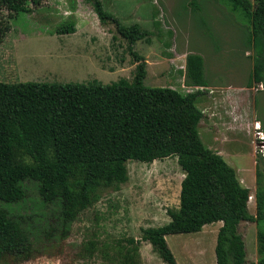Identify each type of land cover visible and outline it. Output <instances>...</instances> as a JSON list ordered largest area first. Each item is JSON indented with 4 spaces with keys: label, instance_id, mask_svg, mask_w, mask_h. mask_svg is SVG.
<instances>
[{
    "label": "trees",
    "instance_id": "1",
    "mask_svg": "<svg viewBox=\"0 0 264 264\" xmlns=\"http://www.w3.org/2000/svg\"><path fill=\"white\" fill-rule=\"evenodd\" d=\"M98 24L123 43L130 54V78L110 83L0 81V262L20 261L37 252L28 216L19 212L26 199L24 182L34 185L38 202L52 218L47 240L64 239L79 214L106 189L127 179L125 162L149 163L169 156L182 172L177 205L168 220L139 228L137 238L110 243L81 242L85 256L99 254L108 264H140L139 244L146 242L164 264H176L165 236L199 231L220 222L215 234L214 264H244L240 221L255 227V264H264V184L255 162L254 212L247 209L249 189L234 169L199 139L202 112L195 99L207 86L203 58L184 55L183 84L191 91L143 84L145 60L132 45L152 34L137 23L124 25L100 0H84ZM248 25L251 71L246 86L264 78V0H221ZM38 0H0V9L28 11ZM196 6V3H194ZM154 13H152V16ZM157 26V22L152 20ZM6 26L0 21V41ZM68 16L54 27L72 33ZM13 208V209H12Z\"/></svg>",
    "mask_w": 264,
    "mask_h": 264
},
{
    "label": "rangeland",
    "instance_id": "2",
    "mask_svg": "<svg viewBox=\"0 0 264 264\" xmlns=\"http://www.w3.org/2000/svg\"><path fill=\"white\" fill-rule=\"evenodd\" d=\"M100 1L122 24L137 23L152 32L132 45L147 63L142 81L145 86L169 84L180 92L191 91L194 88L183 84L184 55L195 52L202 56L207 91L213 90L201 96L204 116L197 133L205 146L210 137L213 148L226 151L220 155L234 169L241 185L249 189L247 209L253 214L255 162L264 184V78L259 84L252 83L253 90L244 88L252 55L247 46V22L221 0ZM27 6L28 11L21 13L0 9V21L6 26L0 41V81L87 83L94 80L105 84L119 77L130 78L134 66L130 54L123 43L113 41L110 31L98 24L89 3L38 0ZM68 16L74 20V31L56 34L54 27ZM170 55L174 59L169 60ZM171 62L180 70L178 75L174 69L169 70ZM238 87L247 90L248 95L237 94ZM244 98L250 100L246 113L257 124L238 123L245 132L232 134L233 139L229 140V125L224 117L230 111L238 119L241 106L246 103ZM258 131L262 140L257 138ZM209 133L215 139L206 135ZM125 166L126 181L116 189L104 190L79 214L64 239L47 240L52 218L38 202L33 183L24 182L27 197L19 205V212L28 216V228L33 233L32 243L37 252L24 260H6L0 264H108L98 253L85 256L81 242L89 238L98 243L137 238L139 228L166 222L165 210L177 205L182 178L176 158L169 156L149 163L127 160ZM219 225L216 221L204 224L196 232L165 236L176 264H214L213 246ZM237 232L244 243V264H255L254 223L240 221ZM139 256L140 264H164L146 242H140Z\"/></svg>",
    "mask_w": 264,
    "mask_h": 264
},
{
    "label": "crops",
    "instance_id": "3",
    "mask_svg": "<svg viewBox=\"0 0 264 264\" xmlns=\"http://www.w3.org/2000/svg\"><path fill=\"white\" fill-rule=\"evenodd\" d=\"M169 60H172V59H174L173 57H171V55H170V57L168 58ZM145 60V59H144ZM146 62V61H145ZM145 65H147V63H145ZM176 63L174 62V63H170L169 65H168V68H169V70H172V69H174V72H175V74H179L180 73V70H178L177 68H176ZM177 70H176V69ZM253 84H256V83H253ZM245 86H246V84H245ZM167 87H170V88H174L172 85H167ZM186 87H188V86H186ZM252 87L253 86H251V87H249V88H247V86L246 87H244V88H246V89H251V90H253L252 89ZM242 87H238V88H236V89H240L238 92H236L237 94H246V96L248 95V91L247 90H244V89H241ZM175 89V88H174ZM216 89H219V88H216ZM222 89H225V88H222ZM227 89H229V88H227ZM231 89V88H230ZM200 90L202 91L201 92V94H199L197 97H196V99H195V105H196V107L202 112V117L201 118H203V108H202V106H201V103H202V101L200 100L201 99V96L203 95V93L204 92H207L208 94H211V92H212V90H210V91H207V86H205V87H202V88H200ZM242 90H244L243 92H242ZM245 96V97H246ZM251 98V97H250ZM244 102H246L245 103V105L244 106H241L242 108H241V110H240V112H239V116H238V119L235 117V115L233 114V113H231L230 111H228V113H227V115L224 117L225 118V122H227V124L229 125V132H230V136H229V140H231V139H233L232 137H231V135L232 134H239V132H245L244 131V129L240 126V127H238L237 126V124L238 123H246V124H249V121L250 122H252V121H254V122H256L255 120H253V119H251V118H249V115L246 113V107H248V106H250V100H246V98H244V100H243ZM249 104V105H248ZM200 118V119H201ZM200 119H199V121H200ZM199 121H198V123H199ZM197 127H198V124H197ZM248 130V129H247ZM201 134V133H200ZM206 135H209V136H211L212 137V135L209 133V134H206ZM202 136H204L203 134H202ZM205 137V136H204ZM213 139H215V137H212ZM201 141V140H200ZM207 142V146H205L203 143V145L205 146V147H207V148H209V149H211V150H213V151H215L216 153H218L219 155H220V153L221 154H225V150L224 151H220L219 149H215V148H213L212 146L213 145H211V143H213L214 144V141L213 140H211V138L209 137V140L208 141H206ZM211 142V143H210ZM221 156V155H220Z\"/></svg>",
    "mask_w": 264,
    "mask_h": 264
},
{
    "label": "built area",
    "instance_id": "4",
    "mask_svg": "<svg viewBox=\"0 0 264 264\" xmlns=\"http://www.w3.org/2000/svg\"><path fill=\"white\" fill-rule=\"evenodd\" d=\"M256 124H257V122H256ZM258 134H259V136H258L257 138H259L260 140H262V138H263V137H262V134H261V132H260V131H258V132H257V135H258ZM263 142H264V141H263Z\"/></svg>",
    "mask_w": 264,
    "mask_h": 264
}]
</instances>
